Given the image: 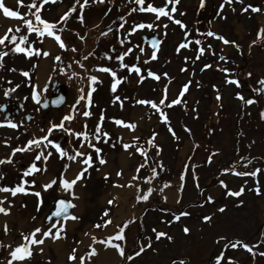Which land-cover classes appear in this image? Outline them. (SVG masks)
I'll use <instances>...</instances> for the list:
<instances>
[{
  "label": "rangeland",
  "instance_id": "obj_1",
  "mask_svg": "<svg viewBox=\"0 0 264 264\" xmlns=\"http://www.w3.org/2000/svg\"><path fill=\"white\" fill-rule=\"evenodd\" d=\"M29 2L30 0H24L25 4ZM220 2L221 0H205V6L199 8V0H178L175 5L176 12L172 13V16L186 25L184 30L167 17L161 16L159 20H154L155 13L140 11L129 13V9L137 7L131 0H105L104 3H89L82 13L77 4V12L72 14L64 30L59 33L67 49L59 50L56 46L53 53L60 55L61 61L53 59L49 82L42 92L36 91V79L38 67L44 59L43 55L37 56L34 52L32 57H26L23 53L9 52L2 58L0 105L3 107L0 108V122L8 117L21 126L18 129L0 127V159L8 157L13 147H23L27 140L43 136L50 122L59 124L66 114L73 115L74 119L71 122L65 121V127L79 131L82 128L81 122L86 121L89 132L94 131L103 111L104 119L101 127L102 130L110 133V142L94 141V143L102 149V155L106 157L107 162L113 160L115 164L114 171L107 172L110 173L107 179L104 176L106 172L103 170L104 166L98 164L93 165L83 177L81 209L78 213L80 219L75 222L70 232L66 250L60 254L54 245L44 243L38 246L43 247V253L34 251L27 264H49V261L50 264H66V254L72 248H77L76 242L83 241L85 232L95 229L92 225L101 222L104 210L108 208V216L111 218L114 216L116 200L112 206L106 201L115 196L114 181L117 182L119 179L115 178L114 174L121 169L120 178L129 179L133 174L138 177L148 176L154 191L148 200L141 201L145 203L144 206L124 234L126 236L125 251L129 255L136 248L137 240L143 245L151 238V247L134 257L132 261L121 258L119 264H170L173 258H185L187 264H206L210 258L218 254L221 245L228 241H240L250 246L255 245V247L252 253L244 249L241 244H238L235 249L228 247L224 249V259L221 264H228V257H231L235 264H264V257L258 254L264 251V242L256 243L264 241V235H262L264 234V119L260 118V111L264 110V94L251 91L252 88L262 87L257 84V81L264 77V31L261 32L259 38L257 37V31L264 25V12L253 13L249 10L241 13L240 11L243 5L248 4L264 9V0H243V5L234 3L232 5L235 8L234 12L226 4L222 10L225 19H220L217 15ZM147 3L160 7L166 3V0H145V4L140 7H145ZM73 4L74 0H56L55 3L49 0L43 4L41 16L49 22L58 21L63 11H67ZM18 10L24 13L27 8L19 7ZM181 12L184 15L181 16ZM81 14L83 24L75 19ZM121 16L124 20H120ZM141 22L154 23L156 26L151 29L147 27L137 29L135 32L129 31L135 23ZM33 23H36L34 19ZM121 24L124 25L123 28L119 27ZM162 25H167V28L165 29ZM59 27L60 25H57V28ZM118 28L119 32H117ZM108 29L111 31H107ZM197 29L200 33L213 30L226 39L235 41L240 51L238 52L233 45H223L219 39L199 35ZM185 30L189 31L190 39L201 40V47L211 44L213 51L208 52L206 49L201 55L195 51L197 45L190 42L187 49L181 48L177 52L176 48L180 42L186 39ZM26 31V26H24L20 33L15 34L19 37ZM102 32H107V34L101 36ZM126 33L129 39L138 44L130 52L131 54L127 55L133 64L141 69V75L146 77L140 83H137L138 77L135 71L129 73L127 67L120 68V62L114 59L116 55L122 54L127 49L119 42L120 39H124ZM28 35L29 42H33L34 49L46 50L47 37L44 43H40L34 33ZM80 36L84 37L83 41L79 39ZM154 38L157 41L155 49L152 47ZM12 46L9 45V47ZM23 46L27 45L23 44ZM73 46L77 47L78 51H71ZM110 47L114 51H110ZM140 47L144 49L142 53L139 51ZM0 50L7 51L2 45H0ZM153 51L156 52V58L150 59ZM90 52L94 53V56H88ZM105 52H108L113 59H105ZM222 54H226L227 61L218 60V55ZM127 55L123 57L124 64L127 62L124 59ZM197 55L200 59L195 62V65L191 59H185L186 57L194 58ZM84 56L88 58L81 60ZM76 61H81L84 68H81ZM203 64L212 66L201 72L200 68ZM217 64L221 68L234 69L239 85L225 84L226 73L220 71L216 67ZM93 65L107 66L116 71L117 79L125 78L117 84L116 93L111 91L112 77L108 73L94 72ZM185 65L187 69H194V71L181 72L180 69ZM9 69L15 70L10 71ZM146 69L157 75L167 73V76L157 81L146 76ZM23 71H27L29 76H23ZM248 72H251V76H245ZM91 74H96L100 80L93 82L95 90L92 93V103L88 106L91 116L82 117L81 113L85 109L86 101L81 97L87 95L90 83L88 76ZM227 75H233V73ZM188 80H191L189 90L185 96L181 97L186 103L164 109L171 128L179 137V139H174L168 131V125L158 119L157 113L149 106L134 104V101L136 99L158 101L165 84L170 89L168 92L170 100L173 98L172 93H178L183 83ZM213 85L217 86L221 95L219 102L216 100L217 89H214ZM33 89L37 92L38 101L31 98ZM73 89L75 91H72ZM8 90L13 91L5 96L4 93ZM237 92H240L245 99L254 97L257 103L243 105L235 97ZM59 94L65 97L68 94L72 96L70 100L66 98L63 101L68 100L67 108H60L62 102L58 107L51 106L53 110L48 105ZM117 94L121 100L128 97L127 100H123V108L120 107V101L113 102ZM74 95H76L75 102L79 100V104L75 105L76 110L72 107ZM47 96L51 97L49 104L43 103ZM135 115L137 116L134 117ZM110 118L137 122L138 127L135 134L140 139V146L148 149V165L156 168V177L150 175L148 166L134 173V169L143 162L142 158L138 153L132 156L127 155L121 144L117 143V137L126 131L122 127L115 126L114 120ZM185 127L191 130L190 134L185 131ZM153 131L158 133L155 137V143L160 146L158 157L156 156L157 149L145 143ZM50 139L58 141L69 153L72 152L73 147H79L76 138L60 131H54ZM89 139L92 137L89 136ZM130 139L131 135L124 140L130 142ZM5 140H8L7 145L3 143ZM194 144L196 147H192ZM49 150L53 154L48 161L44 162L48 165L47 172L52 177H59L68 159L59 158L51 146ZM35 151L38 149L16 152L12 156L13 163L0 164V172L4 173V178L0 179V186L17 184L22 171L32 162ZM87 151L91 152L95 159L94 151L92 149ZM123 157L128 158L126 164L121 161ZM209 157H211L210 161ZM241 157L250 163L245 164ZM155 161L162 163V171ZM234 161L237 163H233ZM36 163L42 164L41 161ZM226 167L235 168L238 172L251 171L258 167L262 171L256 178H253L220 171ZM193 173L196 175L195 180ZM181 174L184 176L183 180H180ZM43 175L37 173L25 178L28 180L35 178L36 184L25 185L29 188V192L22 194L23 198L16 207L15 218L7 223L10 229L7 236L4 235L3 224L0 225V240L12 244L17 243L21 232L28 233L33 229L32 217H37L39 221L43 220L47 214L55 210L56 201L59 198H65L63 192L58 190V183L48 190L41 188ZM221 180L225 182L227 188L233 191L244 185L245 191L240 197L226 196L225 189L219 184ZM138 181L148 183L142 179ZM245 181H247L246 184ZM167 182H170L168 186L174 182L179 183L177 195L173 200L169 198V201L165 194V189L168 187H165ZM256 182L259 183L261 189L260 195L249 190ZM35 191H40L41 196H35ZM208 195L215 198L213 202H206ZM239 200H242L243 204L237 206ZM221 206H225L223 212L217 210ZM182 212L190 213V215H180ZM174 215H179V220H173ZM204 215H209L211 221L202 222L201 217ZM165 221H172V223L168 224ZM184 226L190 229L187 235L182 231ZM153 228L172 236V241L164 237L156 240ZM217 237H224L225 240L219 241ZM6 255V250L0 248V258Z\"/></svg>",
  "mask_w": 264,
  "mask_h": 264
},
{
  "label": "snow or ice",
  "instance_id": "obj_2",
  "mask_svg": "<svg viewBox=\"0 0 264 264\" xmlns=\"http://www.w3.org/2000/svg\"><path fill=\"white\" fill-rule=\"evenodd\" d=\"M49 2V0H30L28 4L24 3V0H14V6H6L5 0H0V13H2L3 17L10 18L13 20L20 21L19 24L12 25L7 27L6 29H0V45H2L4 48L7 49V51L0 50V67H3L2 58L7 56L9 52L12 53H23L26 57H32L33 53L35 52V55L40 56L43 55V57H50V52L48 50L41 49H34L32 46L33 42H29V35L34 33L37 41L40 43L45 42V38H50L51 41L54 43L55 46H58L59 50H66L67 46L64 42V40L61 38V35L59 34L61 31L64 30V27L67 23V20L69 18H72V14L74 12H77L76 5H79V11L82 13L85 6L89 3H104L105 0H74V4L72 7H69L67 11H63V13L60 15V18L58 21L55 22H49L46 19H43L41 16V11L44 3ZM51 2L55 3L56 0H51ZM132 3H134L137 7L129 9V13L132 11H140V12H148V13H155L154 20H159L161 16L167 17L168 20L172 21L176 25H178L182 30L186 29V25L179 19H175L172 16V13L176 12L175 5L178 3V0H166V3L163 6L155 7L152 3H147L145 7H140V5L145 4V0H131ZM169 3L171 4V8L169 9ZM234 3H239L243 5V0H221L220 4L218 5L217 9V15L220 19H225L226 17L222 14V10L225 8V5L227 4L231 10L234 12L235 8L232 7ZM205 6V0H199V8H203ZM19 7H26L27 11L24 13H21L18 9ZM15 8V10H14ZM34 9V11H33ZM166 9H169L166 11ZM251 11L253 13L257 12H264V9H261L259 6H254L251 4L243 5L241 7L240 11L241 13H245L248 11ZM107 13H105L106 15ZM180 15H184L183 12L180 13ZM33 19L36 22L33 23ZM75 19L79 20L81 24H83V16L77 15ZM120 20H124V17L121 16ZM63 22V23H61ZM57 25H60L59 28H57ZM26 26V33L21 34L19 37L15 33H20L21 28ZM123 24H121L119 27L123 28ZM156 25L154 23H148L145 24L143 22L141 23H135L134 26L130 28V32H135L137 29H143L145 27L147 28H154ZM165 29L167 28V25H162ZM74 31V30H73ZM107 31H111V29H108ZM264 31V25L261 26V29L257 31V37L259 38L261 36V32ZM117 32H119V28L117 29ZM197 33L199 35H203L206 37L219 39L223 45H233L237 48V51H240V47L238 44H236L235 41H230L226 39L223 35L213 31L209 30L206 33H200L199 29H197ZM107 32H102L101 36L106 35ZM78 35V34H77ZM128 33L125 34V39H127ZM184 37L186 39L182 40L178 47L176 48V51L179 52L181 48L187 49L189 47L190 42H194L197 45V48L195 51L199 52L201 55H203L207 49L208 52H212V46L211 44H207L204 47H201V40L196 38L194 40L189 38V31H184ZM79 39L81 41L84 40L83 36H80ZM7 41V43H5ZM18 41V42H17ZM120 44L123 45L125 43L124 39H120ZM253 43H256V41H253ZM23 44H26L27 46H23ZM157 41L154 38L152 41V47L153 49L156 48ZM9 45H13L12 47H9ZM71 51L75 52L78 51L77 47L73 46L71 48ZM110 51H114L110 47ZM132 51L131 48H128L127 51L123 52L120 55H116L114 57L115 60L119 61V67L120 68H128L129 73L132 71H135L137 74V83L142 82L146 77L144 75H141V69L137 67L135 64L128 66L123 63V57L130 53ZM139 51L142 53L144 51L143 47L139 48ZM215 54V53H214ZM88 56H94V53L90 52ZM50 58L55 59L56 61H61L60 55L53 54ZM87 56L81 57V60L87 59ZM105 59H113L108 52L104 53ZM156 58V52L153 51L151 54L150 59ZM186 60L191 59L192 63L195 65V62L200 59V56L197 55L194 58L193 57H186ZM218 60L220 61H227L226 54L218 55ZM81 68H84V65L81 61H76ZM212 65L209 64H203L200 68V71L203 72L205 69L211 67ZM216 67L226 73L224 83L228 84L231 83L233 85H239L238 78L234 75L235 70L234 69H228L226 67L221 68L218 64ZM10 71H14L15 69H9ZM185 70L194 71V69H187V65L182 67L180 69L181 72H184ZM87 71V69H85ZM93 71L94 72H100V73H108L112 79L113 83L111 84V91L113 93H116L117 91V84H119L122 80L125 78L121 77L120 79H117V73L115 70L107 67V66H99V65H93ZM146 76L151 77L157 81H159L162 77H166L167 73H162L160 75H157L156 73L152 72L151 70H145ZM228 73H233V75H227ZM22 75L25 77L29 76V73L27 71H23ZM75 75V73H73ZM245 76H251V72L245 73ZM89 80V87L86 97L82 96L81 99H84L85 102V109L81 113L82 117H89L91 116V112L88 110V106L92 103V93L95 90L93 87V82H97L100 80V77H98L96 74H91L88 76ZM191 84V80H188L187 82L183 83V85L180 87L178 93H172V97L170 100L168 99V92L170 91L169 86L165 84L162 88V93L158 101H153L151 99H136L134 101V104H138L141 106H149L155 113L158 114V119L163 122L165 125H168V131L172 134L174 139H179L175 135V132L170 126L169 118L166 114V111L164 109L171 108L174 105L177 104H185L186 102L181 99V97L185 96V93L189 90V86ZM257 84L261 85L262 87H256L252 88L251 91H253L256 94H264V77L260 78L257 81ZM199 83H197V87H199ZM19 87V85H17ZM214 89H217L216 91V100L219 102L221 100V95L218 91V88L216 85H213ZM14 90V89H13ZM5 91L4 95L8 96L10 94V91ZM235 97L239 99L243 105H252L254 103H257L256 99L254 97H249L245 99L243 95L240 92L235 93ZM31 98L34 101H38L39 97L37 95V92L35 89H33ZM128 97H124L123 100H127ZM123 100L119 97V95H115L113 98V102L120 101V107L123 108ZM167 101V102H166ZM55 103V101H54ZM79 104V100L76 102ZM3 106L0 105V108ZM74 110L75 106H72ZM195 112V109H193ZM260 118L264 119V110L260 111ZM28 119H31V117H28ZM74 119L73 115L66 114L61 118V121L59 124L51 123L48 127L47 131L43 136L40 137H34L24 144L23 147H13L11 154L3 159H0V164L4 163H13L12 156L15 155L16 152H24V151H33V149H38V151H35L34 158L32 162L28 165L26 169L22 171V174L19 178V182L13 186L8 185H2L0 186V193H7L11 197H16L17 194H27L29 192V188H27L25 185H35L36 179L33 178L31 180L25 179L29 176H34V174L40 173L45 174L47 172V164L44 163L48 161L53 154L52 151L49 150V146H51L52 149L55 150V153L58 154L59 158H67L69 161L74 163L76 165V170L72 172L71 176H68L67 173L71 170V164H65L64 169L61 172L59 177H49L46 180H43L41 182V188L43 190H48L53 185H56L58 183V190L64 193H67L69 196L72 197V199H66V198H59L56 201L55 210L51 212L49 216L46 217L49 221H51L54 217L60 218V222L58 223H51L50 226H36L33 229H31L28 233H20V239L17 243L12 244L9 242H5L3 240H0V248H4L6 250L7 255L3 258H0V264H13V262H18V264H27V261H29L32 256L33 252H39L43 253L44 249L41 246L45 243L46 239H50L53 242L58 241L60 239H63L66 230H67V221H77L80 219V217L72 212L69 211V209H73L76 207V205L73 203L74 199H78L79 196L76 192L73 191V188L75 185H77L78 181H82L83 177L87 175L88 170L93 167V165H106L107 160L106 157L102 155V149L94 143V141H103L105 143L110 142V133L107 131L102 130L101 123L104 119L103 111L100 114V117L98 119L97 124L95 125L94 131L89 132L87 129V123L86 121H82V128L79 131L73 130L71 127H65V121L71 122ZM114 120L115 126L122 127L125 131H128L131 133V139L129 141H125L123 139V135L117 137V143H120L122 146V149L127 153V155L132 156L136 153H138L142 158V163L134 169V173H138L141 168H144L145 166L149 167V172L152 177L157 176V170L155 167H152L148 165V149L146 147L140 146V139L135 134V130L138 127V124L136 121H124L122 119H116V118H110ZM10 127L12 129H18L21 125H18L15 123L11 118L6 117L5 121L0 122V127ZM53 130H57L63 133L68 134L70 137L76 138L77 143L79 144V147H73L72 152L69 153L66 149H63L61 144L58 141H54L50 139V136L53 133ZM41 131H44L41 129ZM185 131L191 132L190 129L185 127ZM158 135L155 131H153L152 135L148 137L145 141L147 145H151L152 147H155L157 149L156 156H159L160 146L155 143V137ZM89 136L92 137V139H89ZM71 142V141H69ZM5 145L8 144V140L3 141ZM115 146V145H113ZM192 147H196V145H192ZM88 149H92L95 153V159H93V155L91 152L87 151ZM242 160H244L245 164L250 163V161H247L245 158L241 157ZM208 160H211V157L208 158ZM41 161L42 164L38 165L36 162ZM158 163L160 170H163L162 163H159L158 161H155ZM233 163H237V161H234ZM191 167H195V165H191ZM224 173H230L234 175L239 176H251L253 178H256L258 173L262 171L261 168H255L251 171H237L235 168H222L220 170ZM110 175V173L105 172L104 176L105 179ZM115 175L117 177L122 175V169L117 170L115 172ZM4 178V173L0 172V179ZM139 179H142L144 181H147L149 184L151 181L149 180L148 176L145 177H138V175L133 174L129 177L127 181H125L123 184H120L118 182L114 181V187H134L137 189L138 192H142V194L135 195V201H146L149 199L150 194L154 191L152 187H147L146 189H141L140 184L137 182ZM184 176L181 174L180 180H183ZM193 179H196L195 173H193ZM247 181H245V184ZM170 184V182H167L165 184V187H167ZM219 184L221 187L225 189V195L233 196V197H240L242 193L245 191L244 185H241V187L233 191L232 189L227 188V185L223 180L219 181ZM198 187V185H197ZM250 191H254L255 194L260 195L261 189L259 186V183H254V186L249 189ZM162 191V190H161ZM179 191V190H177ZM35 196L40 197L41 193L40 191L34 192ZM9 195L0 196V214L4 216H8L10 214V206L13 203L12 200L9 199ZM179 199V198H177ZM214 197L211 195H208L206 197V202L211 203L214 201ZM116 200V197L113 196L110 199H107L106 203L110 206L114 204V201ZM7 202V205L5 204ZM243 204L242 200H239L237 202V206ZM225 206H221L219 209H217L220 212L224 211ZM39 209V204L37 206ZM109 209L106 208L104 212L102 213V220L100 223L93 224L92 227L96 229H102L105 228L108 225H111L113 223L112 218L108 216ZM180 215H190V213L182 212ZM179 215H174L173 220H179ZM32 219H35V217H32ZM135 218H130L128 220H125L122 222V224L116 225V230L114 233L107 235L103 239H97L95 234H89L88 232H85V236H89L90 242L85 246L87 250L83 251L82 254L80 251H78L77 248H72L67 254H66V264H94L92 261V258L97 255L98 249L94 245H102L105 249L111 248L114 249L115 252L121 257L126 259L127 261H132L134 257L139 256L142 252L145 251V249L151 247V238L148 239V243H145L143 245L140 244L139 240L136 242V248L132 251V253L129 255L125 251V241L126 236L124 235L125 229L127 226L133 222ZM202 222H210L211 217L209 215H204L201 217ZM165 223L171 224L172 221H165ZM4 235L7 236L10 229L7 225V223L2 225ZM154 235V238L156 240H159L161 237L166 238L168 241H172L173 237L168 235L164 231H156L155 228L152 229ZM182 231L184 234H188L190 232V229L187 226H184L182 228ZM264 235V234H262ZM217 240L224 241V237H217ZM119 241V243L117 242ZM264 241H257L256 243H262ZM78 245L83 243L82 241L76 242ZM238 244H241L244 249H246L249 253L253 252V249L255 245L250 246L248 243H243L240 241H228L227 243H223L221 245V250L216 254L214 257L210 258L209 261L206 262V264H221L222 259H224V249L230 247L232 249H235ZM260 256L264 257V251H260L258 253ZM228 264H235V262L232 261L231 257L227 258ZM50 264V261H49ZM170 264H187V260L185 258H173L170 261Z\"/></svg>",
  "mask_w": 264,
  "mask_h": 264
},
{
  "label": "bare ground",
  "instance_id": "obj_3",
  "mask_svg": "<svg viewBox=\"0 0 264 264\" xmlns=\"http://www.w3.org/2000/svg\"><path fill=\"white\" fill-rule=\"evenodd\" d=\"M6 6H14V0H5ZM15 10V8H14ZM20 21L17 20H13L10 18H5L3 17L2 13H0V29H6L9 26L12 25H16L19 24ZM125 39V37H124ZM56 46L54 45V43L51 41L50 38H48L46 40V50H48L50 52V57L54 54L53 52L55 51ZM50 57H44V59L42 60V62L40 63L39 67H38V73H37V79H36V91L42 92L44 90V88L47 86L48 82H49V76H50V67L53 64V58ZM139 112V111H138ZM137 112V113H138ZM137 115H135L134 117H136ZM131 133L126 131L123 133V139H128L130 137ZM122 163L126 164L128 162V158L127 157H123L122 158ZM65 164H71V170L67 173L68 176L72 175V172H74L76 170V165L74 163H72L71 161L67 160ZM114 161H109L106 163V165H103V170L108 172V171H114ZM48 167V165H47ZM48 171V170H47ZM115 178L117 177L114 174ZM52 177L48 172L45 173L43 175V180H46L47 178ZM119 180H117L118 183L123 184L125 181H127V178H120L118 177ZM82 181H84L82 179ZM82 181H78L77 185L74 186L73 191L76 192L79 196L78 199H74L73 203L76 205L75 208L73 209H69L70 212L78 215L80 209H81V198H82V193H83V187H84V182L82 184ZM140 186L141 189H146L147 187H151V185L149 183H144V182H139L137 181ZM178 182H174V184H172L171 186H168L165 189V194L167 195V199L168 201L170 200L169 198H174V196H176L177 194V189L179 187ZM153 188V187H152ZM114 194L116 196V211L114 216L112 217V221L113 223L111 225L106 226L105 228H103L101 231L99 229H92L90 230L88 233L91 234H95L97 239L100 237V239L105 238L107 235L114 233V231L116 230V225L122 224L123 221L128 220L130 218H135L137 214L139 213V211L141 210V208L144 206L145 203H141V201L137 202L135 201V195L141 194L137 191L136 188L134 187H115ZM4 195H9L7 193H0V196H4ZM63 195L65 196L66 199H72L71 196H69L67 193L63 192ZM23 198L22 194H17L16 197H11L9 195V199L13 201V203L10 206V214L8 216H4L2 215L0 217V225L8 223L9 221H11L13 218H15L16 216V207L19 205V203L21 202ZM171 200V202H172ZM5 204L7 205V202H5ZM51 214V213H50ZM50 214H47L43 220L39 221L37 217H35V219H33L32 224H33V228L36 226H45L48 227L50 226L51 223H58L60 222V218L54 217L51 221H49L48 219H46L47 216H49ZM135 219L133 220V222L135 221ZM76 221H72L69 220L67 221V230L66 233L63 237V239H60L58 241L53 242L50 239H46L45 244H51L54 245L57 249V251H59V253L61 254L62 252H64L68 246V242H69V236H70V232L73 228V226L75 225ZM132 222V223H133ZM132 223H130L128 227H130V225H132ZM127 228L125 229V232L127 230ZM125 234V233H124ZM83 243L79 244L77 246L78 251L82 252L87 250L85 248V246L90 242L89 236H83ZM119 243V241H117ZM125 243V242H124ZM95 247H97L98 249V253L96 256H94L92 258V261L94 262V264H119V262L121 261V257L115 252L114 249L108 248L105 249L102 245H94ZM13 264H18V262H13Z\"/></svg>",
  "mask_w": 264,
  "mask_h": 264
},
{
  "label": "flooded vegetation",
  "instance_id": "obj_4",
  "mask_svg": "<svg viewBox=\"0 0 264 264\" xmlns=\"http://www.w3.org/2000/svg\"><path fill=\"white\" fill-rule=\"evenodd\" d=\"M133 23H131V25H132ZM125 37V36H124ZM128 37V36H127ZM159 44H160V42H159ZM124 46H125V48H131L132 49V51H133V49H134V47L136 46H138V44L136 43V41H133V40H131V39H129V37H128V39H125V43H124ZM127 49H126V51H127ZM131 53H128V55H130ZM126 56L124 59L127 61V62H125L126 64H128V66H131L132 64H133V62L131 61V58H129V56ZM72 91H75L74 89L72 90ZM73 93V92H72ZM75 93V92H74ZM73 93V94H74ZM75 99H76V95H74V99H73V101H72V106H75L76 105V102H75ZM66 102V101H65ZM65 102H63V104L60 106V108H67V104H68V100H67V102L65 103ZM51 109H53V107H50ZM60 108H55L56 110H58V109H60ZM54 110V109H53ZM54 131H57V130H53V133H54Z\"/></svg>",
  "mask_w": 264,
  "mask_h": 264
},
{
  "label": "water",
  "instance_id": "obj_5",
  "mask_svg": "<svg viewBox=\"0 0 264 264\" xmlns=\"http://www.w3.org/2000/svg\"><path fill=\"white\" fill-rule=\"evenodd\" d=\"M70 96H72L71 94H68V96L67 97H65L63 94H59L58 95V97H55V98H53L52 99V101H51V106H54V107H58V106H60L61 104H62V102L66 99V98H68V100H70ZM48 97L49 96H47V101H48ZM54 101H55V103H54Z\"/></svg>",
  "mask_w": 264,
  "mask_h": 264
}]
</instances>
